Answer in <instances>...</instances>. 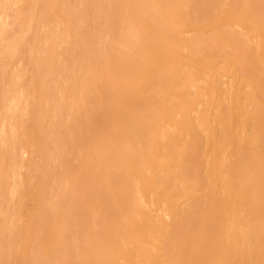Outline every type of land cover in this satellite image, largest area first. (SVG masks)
I'll use <instances>...</instances> for the list:
<instances>
[{
  "label": "bare ground",
  "instance_id": "obj_1",
  "mask_svg": "<svg viewBox=\"0 0 264 264\" xmlns=\"http://www.w3.org/2000/svg\"><path fill=\"white\" fill-rule=\"evenodd\" d=\"M13 1L14 3H20L22 0H0V18H4L1 17V11L8 9L7 5H11ZM66 1L67 0H24V5L21 4L20 8L22 9L19 12L22 14L20 17L18 15V27L25 28L30 22L38 24L37 27H43V36L42 31H40L41 35L39 32L31 35V40H33V42H31L32 44L28 48V51H24L22 49L23 47L20 46L26 42H24L22 37L20 39L15 38V41H7L9 42L7 45L4 40L6 34H4L5 32L3 31L5 29L3 21V28L0 26V74L5 75L9 80L10 76L8 73L14 69L12 63L17 60H19L18 62L22 61L24 63L22 65L23 67L26 65L30 69V77L28 74L29 81L26 80L27 83H23V74L21 75L20 73L21 76H16L21 82L19 81L18 83V80L14 81L13 85L16 84L15 86L17 87L21 85V89L19 88L21 91L18 90L17 87L10 85L13 83L11 81L12 83L9 82L10 84L5 86L6 88L3 90V93L0 94V125L6 120V117L9 116V114L5 115L6 111H10L12 115L15 114L18 116L19 120L16 121L13 128V130H15V136L23 143L35 147V150L45 149L48 143V134L54 133L53 141L54 139L57 141H55L56 143H58V141L59 143L64 141V144H55L58 147L59 145L65 146L64 148L60 146L57 150L60 152H58L60 160L58 161L62 162L63 160V164H59L62 166L61 170L62 172L64 171V174L70 171L72 167L69 161L71 158L68 159L69 154H73L75 149H84L81 160L82 168L76 171L75 178H73L74 180L72 179L73 181H70V188H66V192L63 193L64 196L61 197L60 195L59 200L62 198L61 201L56 198L59 196V192H55L54 189L52 190V184H49V186L47 181H45L49 172L56 178L58 174L57 170L54 168L59 164L54 165L56 164V162H54V167H52L53 172L50 168L43 171L44 168L42 167V169L39 170V172L41 171L42 173H39L38 169H40L42 165L40 168H35L34 166V168L30 170L32 172L36 170L39 176L41 175L39 177L40 179L37 177V186L35 185L36 187H34V194L37 196L35 200L37 199V201L34 204V210L32 209L34 216L30 215L31 217H29L33 223H31L29 227L27 226L22 233L20 228L21 225L17 221H12L13 224L7 237H5L3 233L6 225L2 226L0 223V264L2 263L3 255V257L11 255L14 257L17 256L18 253L15 252L18 249L17 246H22L19 241L33 245L34 243H31V241L35 239L38 240L37 238H39V240L36 242L40 246L38 249H41L40 254H42L43 257L41 258L43 262L40 264H75L77 261L75 253L77 246H74L76 238H73L72 241L74 235L73 230L75 236L78 235L81 230L83 231L86 226L83 219L87 218V216L82 218V214L85 216L87 212L85 208H82V205L80 206L78 204V201H87L89 203L94 201L96 204L98 203L97 208L95 207V211L93 210L92 218H94V220L96 219V223L98 219L99 223L97 225H100V227L103 226L100 229L98 228V231H96V229L94 234L91 233L92 235L87 236L89 238L91 236L89 239L90 242L86 241L87 243H85V239L82 240L85 244H90V246L86 245L88 249L85 248L84 251L83 249L81 250V247L79 248V251H83V254L86 252L85 254H87L83 264H143V261L147 260L155 264H172L170 263L172 260L173 262L176 261L174 258L168 261L166 257H160L158 261V254L156 255L151 248L145 246L147 239H153L155 236V238H157V234L163 233L164 231L168 233L170 239L175 238L174 247H178L177 253L174 254L177 259L176 264H264V44H260V46L255 49H251L250 47L243 48L242 46L243 52L246 50L247 58L242 55L244 56V61L238 62L237 67L239 69H236L241 71V73L238 71L235 80L241 84L237 83L238 87L235 88L234 86L235 90L232 89L233 91L230 90L232 86L226 84L228 81H221L218 77L216 78V76H214L215 74L209 75L205 73L206 70L210 69L209 67L213 65V63H211L213 62L211 61L212 56L218 54L220 58L226 56L225 49L222 48L226 46L229 47V44L233 42H239V36H237L236 39L235 35H243L241 31L247 27V24H251V26L253 25L259 29L264 28V0H201V2L200 0H120L123 2L122 4H127L126 6H128V9L124 10L123 8L126 7L122 6L124 12L122 11L123 14H120L121 9L119 10L118 8L119 6L121 7V4L116 2L120 4H117L118 7L116 11L117 13L119 12V15L114 13V16L112 13L111 16L113 15L114 18L109 25H112L110 26L113 28L112 31L114 33H117V28V30L127 29V32H125L126 36L128 35L127 38L125 35L122 36L124 40L126 38V40L128 39L129 41L125 40V44L127 43L126 45L122 44L120 41L125 49L121 47L119 43L116 44L120 46H116L113 41L109 42V39L108 42L104 41L103 43H100L99 39L96 40L97 42L93 40V30H97L102 21L107 22L106 20L109 17L110 19L112 18L110 14L108 16V12L111 13V11L116 10L111 0H72L73 6H71V10L68 9L69 6ZM112 6H114V9ZM190 6L194 8L193 11L189 10ZM110 8L113 10L108 11ZM26 9L28 10L30 19L26 14ZM9 10H11L10 7ZM5 12L7 11H4V13ZM4 13L2 16L6 14ZM8 15L10 14L8 13ZM36 15L37 17L35 18ZM212 20V23L225 21L235 23L238 30L232 27V24L228 25L226 22L225 23L230 28L224 29L221 27L222 25L220 27L223 29L214 28L215 35L212 34L214 45L211 47L209 46L210 48L208 47V50H204L203 48V46L206 47V45L201 46L198 41V43H196L198 38L191 37L187 39L181 37V32L184 33L185 29L193 33L195 29L198 30L205 27V22H211ZM245 20H249V22L246 24L241 23ZM87 21L90 22V25ZM73 23H80L83 26L86 23V26L89 25L87 30L89 29L88 31H92L91 34L84 31L85 29H82V25L81 27L79 26V29L78 27L73 28L74 26H71ZM61 24L69 28V30L71 28L70 35L72 40L70 39V35L66 33L67 28L64 27L66 31L61 29ZM115 25L118 27L116 28ZM58 26H60L59 34L60 30L62 33L65 32L67 34V36L65 34L64 37L61 34L62 39L64 38L65 40H62L57 33L56 29ZM210 30L212 31L211 28ZM112 31L111 33H113ZM187 31L185 33H187ZM209 33L212 32L209 31ZM119 34H121V32ZM95 35L96 33L94 36ZM262 35L263 34L259 36L261 37ZM122 36L120 35V38L123 41ZM114 37L115 36H113L112 39H114ZM10 38H12V36H10ZM67 38H69V40H67ZM139 38H145L147 42H139L134 46L135 40ZM39 39H46L47 41L44 45L41 44V46L43 45L42 48H40ZM142 39H140V41ZM217 39L222 42L226 41V45H222V48L219 47V49H217L218 45H220L219 41H216ZM246 40L248 41V39ZM262 40L264 41V39ZM4 41L5 44L3 43ZM215 42H218V44L216 45ZM183 45H185L187 49H191L190 56H188V54L185 56L180 52V48H184ZM19 46L21 47L20 49L18 48ZM126 46L130 47L129 51ZM133 46L135 48H133ZM132 49H136L137 52ZM23 51L25 53L27 52L25 54V56H27L26 59L23 57L24 54L21 55L24 53ZM215 51H217V53H214ZM15 53L18 54L16 56L21 55L19 56L21 58H16L14 56ZM60 55L63 57L65 56L64 62ZM203 56H206V58ZM22 57L24 59H22ZM3 59H5V61ZM61 61L66 67L67 62H75L73 64L78 63L77 70L79 71L80 69V74L77 72V75H75L76 73H71V76H69L71 82L69 86L65 88L58 81L60 73L62 74V72L60 70L56 71L57 69H61V66H59L62 64ZM184 62L188 64L192 62L197 72L192 74L193 70L190 69L182 73L181 70H183ZM190 64L188 67H192ZM16 65L20 66L18 64ZM127 65L128 67H126ZM102 66L106 67L108 73H104L105 75L103 77L100 71ZM21 68L22 67H20V69ZM227 69L229 68L227 67ZM69 71L72 72L71 70ZM199 71H201V74L196 76ZM19 72L21 71L19 70ZM41 72H45L46 76H43L44 74L42 75ZM202 73H205V76ZM239 75L245 77V79L243 80V77L241 79L238 78ZM54 76L56 81L52 78ZM14 78L15 77H12V79ZM50 79H52L53 84L51 83L52 81H50L51 84L49 83ZM181 81L183 83L186 82V84L181 86ZM233 83L231 84L234 85ZM66 90L70 91V93L72 92V95H70L71 98L69 97L70 99L68 101H66L68 98L65 100L57 98L59 96L55 93L56 91L57 93L59 91L65 93L64 91ZM18 91L20 92L18 93ZM15 93L17 95L22 93V96L19 98H23L24 102L21 104L20 100L17 99L19 102L14 106H10L12 102L7 103L8 96H13ZM14 98H18V96H14ZM53 105L57 107L54 106V108ZM8 106L9 108H7ZM70 106L73 108L72 113L70 112ZM67 107H69V111L66 110L68 109ZM44 108H47L46 110L52 112L54 116L53 120L51 119L53 122V125H51L52 127L49 125L45 126L43 123L44 114H49L45 113L46 110H44ZM17 109H20L21 113H15L14 111ZM63 112L65 113V117L61 116ZM69 112L70 115H67L68 117L66 118V114ZM221 112L225 114L223 120L226 126H230L223 128V132L225 133L224 136L227 137V141L233 143L234 147L237 146L242 149H229L225 154L223 153L224 156L219 151L220 149H203V151L199 149L207 160V162L203 163L199 156V151L197 149H187L186 142L180 143L182 140L179 141L178 138L196 134L195 126L197 123L199 126H206L205 130L208 136L207 144H210L213 148L212 141L220 142L219 138L213 140L212 136H214V133L216 134L217 117ZM212 121L215 122L214 126L211 125ZM47 122H50V118L49 121H46V124ZM193 122L195 124L194 126H192ZM165 124H169L172 129L171 132L167 129ZM221 124L223 125L224 123L222 122ZM239 127H241L242 130L246 129L249 131V133H247V140L244 141V144L248 147L251 145L250 148L245 147L242 142H240V144L237 143L238 141L236 142L234 140L233 136L236 135L234 129H239ZM69 132L71 133L70 138L66 135ZM169 132L175 134L172 135L171 141L175 142L176 145L180 144V147L179 145L178 147L181 149H165L170 148L167 143L171 138ZM4 133L3 130L0 131V135H4ZM24 136L26 137L24 138ZM63 136H66V138ZM161 136H163L164 139L168 138L167 142L163 139L165 142L162 143L163 141L159 140ZM1 139H3V137H1ZM14 139L11 138V140ZM20 141H17V143ZM5 143H3V145ZM64 149H67L66 152ZM28 151H30V149ZM44 151L45 150H43V152ZM0 152L2 151L0 150ZM4 153H6V151L2 152V154ZM49 153L51 154V152ZM36 154L37 153H35V155ZM27 155L29 156V154ZM174 155L178 156V162L176 160L177 163L174 162L175 160L173 162H171L172 160L169 161L172 158L174 159V157H171ZM179 155H182L183 158L185 157L186 160L183 159L185 162ZM4 156L6 155L4 154ZM21 156H23V154ZM36 156L38 157V155ZM1 157L3 158V155ZM47 157L48 160V154ZM6 158L7 157H5V160ZM8 158L9 161L12 162L11 165L13 163L26 162L25 157L23 160V157L21 158L10 154ZM30 158L31 157H27V164L30 163V161L28 163V159L30 160ZM54 158H56V155ZM179 158L181 161H179ZM50 159L49 162L52 161V158ZM31 161L33 162L32 159ZM41 161L42 160H40V164L42 163ZM35 163L33 164L35 165ZM165 163L175 165L174 167L171 165V170L173 168V171L167 170L165 168ZM14 164L12 166L14 167L15 173L16 165ZM2 165H5V163L3 164V161L0 160V168L3 170ZM9 165L10 164H8V166ZM47 166L49 167V165ZM89 167L101 170V173L103 171L102 178L94 175L95 173L93 172L94 174L91 175L93 178L86 179L87 170L91 171ZM174 168H178V173H176ZM185 168L190 169L189 174L191 176L182 173ZM25 169L28 168L25 166L24 170ZM156 170H159V172H155ZM7 171L9 170L7 169ZM7 171L5 170L4 173L2 172L3 175L6 174ZM18 171L16 173H20ZM20 171H22L21 167ZM30 171L29 173H31ZM36 171L33 173L35 174ZM160 171H163L166 176L165 178H173V180H177L176 183L182 186L189 183L191 185L199 183V188L193 187L194 190H203L201 194L199 193L200 195L191 193V199H196L199 203L195 200L197 205H194L195 202L189 200L190 203H194L186 204L189 210L186 209L187 212H185V209H183L184 213L182 214V219L177 220L178 222H175L173 227L161 215L156 217L153 216L151 210H149L152 209V207L150 206L151 208H149L148 206V208H146L147 206L144 207L142 205L144 202L140 201L146 193H151L149 187L153 186L155 182L154 177L160 173ZM14 173H12V178L13 175H15ZM163 173L161 174L162 176ZM182 174L183 177H181ZM24 175L26 176L25 172H21L23 180H21L20 184L17 183V185L20 186L22 184L23 188L26 185L27 188L29 184V188L30 185H33L34 181L29 182V176L27 178L25 177V179ZM18 176L20 175L18 174L16 177ZM33 176L32 178L34 179ZM53 176L52 180L54 179ZM8 178L3 177V179H7V181ZM20 178L17 179L20 180ZM49 178L50 176L48 179ZM58 178L60 179V177ZM50 180L51 179L48 181ZM191 180L194 182H190ZM10 181L12 184H16V181L14 183L11 179ZM68 182L66 185H68ZM45 183L52 190V193L51 191L49 192L52 196H49V194L48 196L52 198L55 197L54 199H57V201L47 199L48 196L45 192H47L49 188L46 190L44 187ZM2 184H0V191L3 196L4 190H1L3 189L1 186L4 187L8 185V183ZM55 184L57 186H55ZM55 184L52 186L57 187V191H59V183L57 184L55 181ZM136 184L137 186H135ZM16 186L14 187L15 190ZM156 186L154 185L153 187L156 189ZM133 187H135V191ZM31 188H33V186ZM14 189L12 187L13 195L16 194ZM81 189L82 193L77 194ZM159 191L166 192V189L164 187H159ZM10 192L11 191H9V194ZM29 192H31V190H29ZM54 192L58 193V195L54 194ZM18 193H20V196H18L21 197V194L24 195L25 192H17V194ZM156 193H158V190ZM177 198L181 200V196ZM45 199L47 201H45ZM170 199L173 202H178L175 198V200H173V197L168 198V201ZM21 201L25 200L22 199ZM32 202L34 203V201ZM23 203L25 202H21L17 207L19 208V205ZM181 203L178 204L181 205ZM176 204H174V206H176ZM92 206L93 204L91 207ZM13 207H15V205ZM62 209L65 210L63 211ZM2 210L3 209H1V211ZM17 210L18 209H16V212ZM60 210L62 213L59 212ZM162 210L165 211L164 209ZM105 213L106 215L103 217ZM102 217L104 220L101 222L100 220ZM80 221L84 222L83 225L85 226L81 225L82 223ZM35 222H37L39 230H36V226L34 227L35 229H32L33 231L36 230L35 232L37 235L33 233L31 229ZM77 222L84 228L76 230L77 227L80 228ZM103 222L106 224H103ZM170 227L173 229H170ZM18 229L22 237H19ZM85 232L87 234V231ZM81 234L82 232L78 238H80ZM84 246L82 248H84ZM28 250L30 251V249ZM28 250L24 252V256H26L23 258L31 264L36 263L38 260L35 258V253L31 257V251L29 252ZM20 258L23 259L22 257ZM77 263L79 264V262Z\"/></svg>",
  "mask_w": 264,
  "mask_h": 264
},
{
  "label": "rangeland",
  "instance_id": "obj_2",
  "mask_svg": "<svg viewBox=\"0 0 264 264\" xmlns=\"http://www.w3.org/2000/svg\"><path fill=\"white\" fill-rule=\"evenodd\" d=\"M73 1H76V0H73ZM121 1H123V0H121ZM120 0H111V2H113V4H114V6H112V8L114 7L116 10L115 11H111V13L110 12H108V16H109V14H110V16H111V14L113 13H117L116 11H117V4L118 3H120L121 4V7L119 6V10L121 9V13L120 14H123L122 13V6H125L126 8H123L124 10H126V9H128V6H126L127 4H122L123 2H121ZM194 1V0H193ZM197 1V0H196ZM195 1V2H196ZM23 2H24V0H22L20 3H18V2H16V3H14V1L13 2H11V5L10 4H8L7 5V8L8 9H5L4 11H9L8 13L10 14V15H8V13L7 12H5L4 13V11L2 12L1 11V13H2V15H3V13L5 14L4 16H2L1 15V17H4V18H0V26H2V21L4 22V24H3V26H4V34H6L5 35V37L6 38H4V40L6 41V44L8 45L9 44V42L12 40V41H15L16 39H20L21 37H22V39L24 40V44H26V45H24V44H21L20 46L21 47H23L22 49L24 50V51H28V48L30 47V45L32 44L31 42H33V40H31V35H33L34 33H36V32H39V34L41 35V32L40 31H42L43 30V27L42 26H39V27H37V25L38 24H36V23H34V22H30L29 24H27L26 26H25V28H20V27H18L19 25H18V20H19V17H20V15L22 14V13H19L20 11H21V9L22 8H20L21 7V4H23ZM69 2V3H68ZM116 2H118V3H116V5H115V3ZM200 2H201V0H200ZM231 2V1H230ZM12 3H13V5H12ZM66 3H67V5L69 6L68 7V9L69 10H71V6H73V2H72V0L70 1V0H67L66 1ZM191 3V2H190ZM120 4H118V5H120ZM19 5V6H18ZM24 5V4H23ZM133 5V4H132ZM29 6V5H28ZM192 6V5H191ZM190 6V8H189V10L191 11H193V7H191ZM9 7L11 8V10H9ZM14 7V8H13ZM13 8V9H12ZM18 8V9H17ZM113 8V9H114ZM28 9V8H27ZM26 9V14L28 15V17H29V19H30V15L28 14V10ZM113 9H109L108 11H110V10H113ZM16 10H18V11H16ZM12 11V12H11ZM15 11H16V13H15ZM195 11V10H194ZM11 12V13H10ZM124 12V11H123ZM115 14H114V16H115ZM118 15H119V12L117 13ZM13 15V16H12ZM15 15H16V17H15ZM18 15H19V17H18ZM10 16V17H9ZM6 17V18H5ZM37 17V15L35 16V18ZM112 18L110 19V17L106 20L107 22H105V21H102L101 22V24L98 26V29L97 30H93V32L90 30V31H88L87 30V28H88V26L90 25V22L89 21H87V22H89V25L88 26H86V23L84 24V26L82 25V24H80V23H73V25H71V26H74L73 28H75V27H78V29L81 27V25H82V29L84 30V31H86V32H89L90 34H91V32H92V34H93V40H97V39H99V41H100V43H103L104 41H107L108 42V39H109V42L110 41H113L115 44L116 43H119V44H124V45H126L125 44V42L126 41H129L128 39L126 40V38H127V36H126V33L125 32H127V29L126 30H123V29H120V27H119V29L120 30H117L118 28V26L117 25H115V27L117 28L116 29V31H117V33L119 34L120 32H121V34H117V33H114L113 31H112V29L113 28H111V26L109 25V23H111V21H112V19L114 18L113 17V15L111 16ZM9 18H12V19H9ZM13 21H14V23H13ZM108 21H110V22H108ZM105 22V23H104ZM213 22V20L210 22V21H207V22H205L204 23V26L205 27H203L202 29H195V31L193 32V31H191V32H193V33H190V31H187V29H185L184 30V33H182L181 32V37H183V38H193V37H195L196 39L198 38V40H196V43H200L201 44V46H203V45H206V47L205 46H203V48H204V50H208L212 45H214V41H212V37H213V35H215L214 34V28L215 29H228V28H230L228 25L230 24H232L233 26L232 27H234L236 30H238L237 29V26H235L236 24L235 23H231V22H217V23H212ZM238 22V21H237ZM236 22V23H237ZM247 22H249V20H245L244 22L242 21L241 23H247ZM13 23V24H12ZM16 23V24H15ZM100 23V22H99ZM209 23V24H208ZM11 24V25H10ZM14 24H15V26H14ZM208 25V26H206V25ZM239 24V23H238ZM9 25V26H8ZM62 26V30H65V28H67L66 26H63V24H61ZM76 25V26H75ZM213 25V26H212ZM219 27H218V26ZM222 25V26H221ZM239 25H241V24H239ZM238 25V26H239ZM3 26H2V28H3ZM80 26V27H79ZM211 26V27H210ZM223 27V28H221V27ZM227 26V27H226ZM247 27H245V29H243L242 31H241V33H243V35L242 34H238V35H235V37H236V39H237V36H239L238 37V39L240 40L239 42H237V43H235V42H233V43H231V44H229V47H221L222 45H226V41H223L224 42V44H223V42L222 41H220V40H216V41H219V44L220 45H218V48L217 49H219V47L220 48H222V49H225V55L226 56H224V57H218L219 56V54L218 55H213L212 56V58H211V61H213V62H211V61H209V62H211V63H213V65H211L209 68L211 69H207L206 70V72L205 73H208L209 75L211 74V75H213V74H215L214 76H216V78L218 77L221 81H224V82H226V81H228L226 84L227 85H231L232 87L230 88V90L231 91H233V90H235V88L236 87H238V84H241V83H239V82H237L236 80H235V77H237L236 75H238L237 73H238V62H242V61H244V56L246 57V50L243 52V48L244 47H250L251 49H255V48H257L258 46H260V44H264L263 42V40L262 39H264V28H256L255 26H251V24H247L246 25ZM65 27V28H64ZM84 27H86V28H84ZM59 28H60V26H58L57 27V33L59 34ZM107 28V29H106ZM210 28L212 29V31L210 30ZM248 28V29H247ZM9 29V30H8ZM26 29V30H25ZM92 29V28H91ZM204 29V30H203ZM254 29V30H253ZM256 29V30H255ZM262 29V30H261ZM8 30V31H7ZM28 30V31H27ZM35 30H37V31H35ZM67 30V31H66ZM65 31H66V33H68L69 35L71 34V32H70V30H71V28H70V30H69V28H67ZM99 30V31H98ZM189 30V29H188ZM210 32H212V33H209V31ZM261 30V31H260ZM2 31V30H1ZM7 31V32H6ZM10 31V32H9ZM34 31V32H33ZM73 31V30H72ZM111 31L113 32V33H111ZM115 31V32H116ZM122 31H123V33H122ZM187 31V33H185ZM204 31H207V32H204ZM32 32V33H31ZM200 32V33H199ZM249 32V33H248ZM259 32H260V34H259ZM12 33V34H11ZM65 32H63L62 33V31L60 30V34H59V36L61 37V39H62V36H61V34L63 35V37L65 36V34H66ZM96 33V35L94 36V34ZM125 33V34H124ZM205 33V34H204ZM8 34V35H7ZM9 34H10V36H12V38H10V36H9ZM114 34V35H113ZM116 34V35H115ZM213 34V35H212ZM261 34H263L261 37L259 36V35H261ZM29 35V36H28ZM118 35V36H117ZM120 35L122 36V35H125V40H124V38H123V36H122V38H123V41H122V39L120 38ZM191 35V36H190ZM212 35V36H211ZM42 36H43V31H42ZM66 36H67V34H66ZM98 36V37H97ZM113 36H115L114 37V39H112L113 38ZM207 36V37H206ZM246 36V37H245ZM4 37V36H3ZM24 37V38H23ZM30 37V38H29ZM70 37H71V35H70ZM109 37V38H108ZM254 37V38H253ZM9 38H10V40H9ZM16 38V39H15ZM207 38V39H206ZM252 38V39H251ZM258 38V39H257ZM64 39V38H63ZM62 39V40H63ZM71 40H72V37L70 38ZM102 39V40H101ZM140 39H142V38H139V39H136L135 40V43H134V46L135 45H137L136 43H139V42H144V43H146L147 41H146V39L145 38H143L141 41H140ZM246 39H248V41L246 40ZM254 39H257V40H254ZM65 40V39H64ZM67 40H69V38H67ZM116 40V41H115ZM254 40V41H253ZM5 41L3 42L4 44H5ZM7 41H9V42H7ZM120 41H121V43H120ZM198 41V42H197ZM257 41V42H256ZM259 41V42H258ZM39 45H40V48H42L43 47V45L45 44V43H47V41H46V39H39ZM97 42V41H96ZM209 42V43H208ZM256 42V43H255ZM13 43V42H12ZM30 43V44H29ZM216 43V45L218 44V42H215ZM250 43V44H249ZM41 44H43L42 46H41ZM117 45L116 44V46H120V45ZM121 44V47H123L124 49H125V47L123 46ZM235 44V45H234ZM238 44H239V46H238ZM24 45V46H23ZM38 45V46H39ZM18 47L19 49L21 48V47ZM128 46V45H127ZM126 46V48H128V51H129V49H130V47H127ZM133 46V48H135ZM184 46V48H180V52L183 54V55H185V56H187V54H188V56H190L191 55V49H187V47L185 46V45H183ZM182 46V47H183ZM210 46V47H209ZM234 46H235V49H234ZM242 46H243V48H242ZM1 47V46H0ZM27 47V48H26ZM209 47V48H208ZM216 47V46H215ZM21 49V50H22ZM132 50H134V49H132ZM190 50V51H189ZM221 50V49H220ZM23 51V52H24ZM134 51H136L137 52V50L135 49ZM133 51V52H134ZM219 51V50H218ZM233 51V52H232ZM235 52V53H234ZM239 52H241V53H239ZM243 52V53H242ZM27 53V52H26ZM25 52L24 53H22L21 55H23V57L26 59L27 58V56H25V54H26ZM129 53V52H128ZM214 53H217V51H215ZM219 53H220V51H219ZM237 53V54H236ZM240 55H239V54ZM58 54V53H57ZM16 55H18L17 53H15L14 54V56L16 57V58H18L19 56H21V55H19V56H16ZM59 55V54H58ZM204 55H205V53H204ZM227 55H228V57H227ZM231 55V56H230ZM242 55H244V56H242ZM201 56V55H200ZM14 57V58H15ZM22 57V59H24ZM60 57H62V60H63V62H64V58H65V56L63 57L62 55H60ZM203 57H205L206 58V56H203ZM238 57V58H237ZM15 58V59H16ZM19 58H21V57H19ZM227 58V59H226ZM233 58V59H232ZM247 58V57H246ZM245 58V59H246ZM61 59V58H60ZM235 59H237V60H235ZM240 59V60H239ZM4 61H5V59H3ZM2 60V61H3ZM12 60H13V58H12ZM239 60V61H238ZM3 61V62H4ZM19 60H17V61H14V63H12L13 65H14V69L13 68H11V69H13V70H11V72L10 73H8L9 74V80H8V78H6L5 77V75H3V74H0V94H2L3 93V90L6 88L5 86H7L8 84H10V83H12V84H10V85H13L14 84V81H17L18 83H19V81L21 82V80H19V79H17L16 78V76H21L22 74V80H23V83L24 82H26L27 83V81L26 80H28L29 79V77H30V69L25 65V67H23L22 65L24 64L22 61L21 62H18ZM216 61H218V62H216ZM229 61H231V62H229ZM247 61V60H246ZM18 62V63H17ZM62 62V61H61ZM63 62H62V64H60L59 66H61L60 68L61 69H57L56 71H61L62 72V74L60 73V78L58 79V81L61 83V85H63V87L65 88V87H68L69 86V84H70V77L69 76H71V73L72 74H75L76 72L77 73H79L80 74V69H79V71L77 70V65H78V63L77 64H73V63H75V62H67V67L63 64ZM215 62V63H214ZM226 62V63H225ZM191 63V64H190ZM189 64H190V66L192 65V67H188V63H186V62H184V67H183V70H181V72L183 73V71L185 72V70L187 71V70H193L192 71V74L194 73H196L197 71H195V66L193 65V63L192 62H190ZM219 63V64H218ZM231 63V64H230ZM16 64H18V65H20V66H17ZM68 64H69V66H68ZM71 64V65H70ZM73 64V65H72ZM215 64V65H214ZM10 65H11V63H10ZM229 65V66H228ZM20 67H22V68H24V69H20ZM72 67H74V68H72ZM126 67H128V65L126 66ZM214 67H215V69H214ZM220 67V68H219ZM227 67L229 68V69H227ZM66 68H68V69H66ZM70 68V69H69ZM72 68V69H71ZM218 68V69H217ZM224 68V69H223ZM236 68H238V69H236ZM21 71V72H19V70ZM64 69H66V70H64ZM101 70V73L103 74L102 75V77L105 75V74H108L107 73V70H106V67L105 66H102L101 68H100ZM213 69V70H212ZM217 69V70H216ZM227 69V70H226ZM29 70V71H28ZM69 70H71L72 72H70ZM118 70V69H117ZM226 70V71H225ZM231 72H230V71ZM6 71V70H5ZM75 71V72H74ZM195 71V72H194ZM15 72H18V73H15ZM116 72H118V71H116ZM234 74H233V73ZM13 73H15V74H13ZM20 73H21V75H20ZM42 73V72H41ZM65 73H66V75H65ZM77 73L75 74V75H77ZM105 73V74H104ZM182 73H181V75H182ZM205 73H202V74H204V76H205ZM239 73H241V71H239ZM28 74H29V77H28ZM44 74V75H43ZM199 74H201V71H199L197 74H196V76H198ZM42 75L43 76H46V73L44 72V73H42ZM186 75V74H185ZM187 76H188V74H187ZM12 77H15L14 79H12ZM57 77V76H56ZM243 76H240L239 75V77L238 78H242ZM53 78V80L55 79V76L54 77H52ZM64 78V79H63ZM66 78V79H65ZM184 78V77H183ZM196 78V77H195ZM197 78H199V77H197ZM64 80V82H63V80ZM243 80L245 79V77H243L242 78ZM61 80H62V82H61ZM12 81V82H11ZM29 81V80H28ZM45 81H47V80H45ZM50 81H52V79H50L49 80V83H50ZM55 81H56V79H55ZM10 82V83H9ZM69 82V83H68ZM234 82V83H233ZM16 83V82H15ZM18 83H17V85H18ZM25 83V84H26ZM30 83V82H29ZM52 84H53V81L51 82ZM50 83V84H51ZM58 83V82H57ZM59 83V84H60ZM63 83V84H62ZM229 83V84H228ZM231 83H233L234 85H232ZM238 83V84H237ZM184 84H186V82L185 83H183L182 81H181V86H183ZM16 85V84H15ZM15 85H13V86H15ZM65 85V86H64ZM234 86H235V88H234ZM15 87H17V86H15ZM18 88V90H20L21 89V85H20V87L18 86L17 87ZM20 88V89H19ZM71 89V88H70ZM233 89V90H232ZM21 91V90H20ZM20 91H18V93L20 92ZM63 92V91H62ZM65 93H61L60 91L57 93V91L55 92L59 97H57V98H59L60 100L61 99H67L66 101H68L71 97H70V95H72L71 93H70V91H64ZM17 93V92H16ZM14 94L13 96H8V99H7V103H11L10 104V106H14V105H16L19 101L18 100H20V103L22 104L24 101H23V98L22 99H20L19 97H21L22 96V93H20V95H17V94ZM61 94V95H60ZM64 94H65V96H66V98H65V96H64ZM69 95V96H68ZM14 96L15 97H17L18 96V98H14ZM68 96V97H67ZM62 97H64V98H62ZM70 97V98H69ZM14 101H13V100ZM18 99V100H17ZM55 105H53V107H54ZM55 107H57V106H55ZM54 107V108H55ZM7 108H9V106L7 107ZM68 109H66L67 111H69V107H67ZM70 108H71V106H70ZM47 108H44V110H46ZM66 110H64L65 112H67ZM72 110H73V108H71L70 109V112L72 113ZM15 113H19L20 112V109H17L16 111H14ZM70 112L69 113H67L66 114V118L70 115ZM21 113V112H20ZM45 113L47 114V113H49V114H47V115H45L44 114V118H43V123H44V125L45 126H50V127H52L51 125H53V122H52V120H53V118H54V116H53V114H52V112H48V110H46L45 111ZM9 114V116L8 117H6V120L4 121V122H2V124L0 125V131L1 130H3L5 133H4V135L2 136V135H0V139H1V137H3V139H1L0 140V150L2 151V152H4V151H6V153H4L6 156H4V154H2V152H0V160L1 161H3V164L5 163V165H2V167H3V170H2V168H0V174H1V177H0V179H3V177L5 178V177H9L8 178V181H7V179H3V180H0V184H5V183H8V185H5L4 187L3 186H1V188H3V189H1V190H4L3 191V196H2V192L0 193L1 194V196H0V205H1V209H3L2 211H1V209H0V223H1V225L2 226H5L4 228V231H3V233H4V235H5V237H7L8 236V233H9V230H10V228H11V226H12V224H13V222H15V221H17L20 225H21V232L23 233V230L24 229H26V227L28 226H30L31 225V223H33V222H31V218H29V217H31V216H34V214H33V211H32V209L34 210V204H35V202L37 201V199L35 200V198H37V196H36V194H34V191H35V188L34 187H36L37 185V182H38V180H37V177H38V179H40L39 177L41 176H39V174L37 173V171L36 170H33V172L34 171H36V173L34 174L32 171H30V170H32V168H34V166H35V168H40V166H41V168L40 169H38V172H39V170H41L42 169V167L44 168L43 169V171H46L45 169H49L50 168V170L52 171L53 170V168L52 167H54V165H57V164H59V163H61V165L63 164V160H62V162H59L60 160H59V151H57L58 150V148H60V146H62V145H59V147L58 146H56L55 144H57L58 145V143H59V141H58V143H56L57 141L54 139V141H53V138H54V133L52 134V133H50V134H52V135H50V134H48V136H47V139H48V143H47V145H46V148L45 149H42V150H35V147H31L30 145H28V144H25V143H23L22 141H20L16 136H15V130H13V128H14V124L16 123V121H18L19 119V117L18 116H16L14 113V115H12V113L10 112V111H6L5 112V115H8ZM64 112H63V115H61V116H63V117H65L64 116ZM21 115V114H20ZM68 115V116H67ZM48 116V117H47ZM225 116V114L223 113V112H221L220 113V115H218V117H217V127H216V134H217V136H216V134L214 133L213 135L214 136H212V139L214 140V139H216L217 140V138H219V143L216 141H212L213 142V148H212V146L209 144H207V140H208V136H207V133H206V130H205V127L206 126H204V127H202V126H199L197 123H196V126H195V133L196 134H191V135H187V136H185V137H180V138H178V140L180 141V140H182L180 143H182V142H186V145H187V149H197L198 151H199V156H200V158L202 159L201 161L203 162V163H205V162H207V160L205 159V157H204V155L202 154V151H203V149H220L219 151L221 152V154L224 156V154L226 153V151L227 150H232V149H242V148H239V147H234V145H233V143L232 142H230V141H227V137L226 136H224L225 135V133L223 132L224 130H223V128H226V127H230L229 125H227L226 126V124H225V122H224V120H223V118H225L224 117ZM24 117H25V119H26V116L24 115ZM52 117V118H51ZM47 118V119H46ZM49 118H50V122H47V124H46V121L48 120L49 121ZM46 119V120H45ZM52 119V120H51ZM57 119V118H56ZM215 120V119H214ZM224 123L223 125L221 124V123ZM195 124H194V122H193V124H192V126H194ZM211 125H215V122L214 121H212V123H211ZM165 126H167V129H169V131L171 132V127L169 126V124H165ZM49 130H51V129H49ZM169 132V133H170ZM234 132H235V136H233L234 137V140L237 142V143H240V142H242V144L245 146V147H247V148H250V146L248 147L247 145H245L244 144V141L245 140H247V133H249V131L248 130H246V129H243L242 130V128L241 127H239V129L237 128V129H234ZM174 133V132H173ZM11 135V136H10ZM12 135H13V137H12ZM49 135H50V137H49ZM67 136H69V138L71 137V133L69 132L68 134H66ZM170 140H168V138L167 139H164V137L163 136H161V138H159V140H162L163 142L162 143H164L165 141L167 142V140H168V145H169V147L170 148H165V149H181V148H179L180 147V144H177L176 145V143L175 142H172L171 140H172V135H175V134H172V133H170ZM242 135V136H241ZM9 138H8V137ZM179 136V135H178ZM26 136H24V138H25ZM63 137H65L66 138V136H63ZM160 137V136H159ZM163 137V138H162ZM5 138H7V139H5ZM11 138L12 139H14V140H11ZM182 138V139H181ZM192 138V139H191ZM244 138V139H243ZM165 141H164V140ZM243 139V140H242ZM6 140H8V141H6ZM240 140V141H239ZM14 143H12V142ZM17 141H20V142H18L17 143ZM56 141V142H55ZM169 141H171V142H169ZM6 142V143H5ZM10 142V143H9ZM236 142H234V143H236ZM1 143H2V145H1ZM3 143H5L4 145H3ZM63 144H64V141L62 142ZM62 143H59V144H62ZM167 143H166V145H167ZM174 143H175V145H174ZM227 143V144H226ZM9 144V145H8ZM12 146H11V145ZM171 144V145H170ZM241 144V143H240ZM23 145H25V146H23V149H22V146ZM50 145V146H49ZM178 145H179V147H178ZM3 146V147H2ZM30 146V147H29ZM217 146V147H216ZM7 149H6V148ZM65 146H62V148H64ZM9 148V149H8ZM11 148V149H10ZM13 148H14V150L15 149H17V150H13ZM246 148V149H247ZM30 149V151H28V150ZM34 149V150H33ZM52 149V150H51ZM55 149V150H54ZM199 149H202V151L201 150H199ZM12 150H13V152H12ZM24 150V151H23ZM33 150V151H32ZM43 150H45L44 152H43ZM51 150V151H50ZM65 150V152H66V150L67 149H64ZM83 150L84 149H75L74 150V153L73 154H69V158L68 159H70L71 158V160H69L71 163V166L73 167H71L70 168V171H67V172H65V174H64V171L62 172V170H61V168H62V166H60V164L59 165H57L54 169L55 170H57V176H56V178H55V176H53L52 174H50V172H49V175H48V177L50 176V178L49 179H51L52 180V176H53V180L51 181H48L49 179H48V177H46V179H45V181H47V184L49 185V184H55V181L57 182V184H58V188H60V190L59 191H57V187H55V186H57L56 184H55V186L53 187L52 185H51V188H52V190L54 189L55 190V192H59V196L58 197H56L58 200H59V197H60V195H61V197L62 196H64L63 195V193L64 192H66V188H70V184H71V182L70 181H73L74 179L73 178H75V174H76V171L77 170H80L81 168H82V162H81V160H82V156H83V154H82V152H83ZM197 150H195V151H197ZM19 151V152H18ZM22 151H23V153H22ZM26 151V152H25ZM34 152V153H32V152ZM197 151V152H198ZM15 152H17V153H15ZM24 152H25V154H24ZM28 152V153H27ZM30 152V153H29ZM46 152V153H45ZM49 152H51V154L49 153ZM59 152V153H58ZM23 154V156H21L22 154ZM32 153V154H31ZM35 153H37L36 155H38V157L35 155ZM39 153V154H38ZM53 153V154H52ZM57 153H58V155H57ZM81 153V154H80ZM224 153V154H223ZM10 156V154L11 155H16V156H18V157H23V160H24V157H25V160H26V162H27V157L29 158V157H31L30 158V160L28 159V163H29V161H30V163L29 164H27L26 162H24V163H17L20 167H21V170L22 171H20V167L17 165V164H14V165H16V167H15V171L17 172L18 170V172H20V173H14V167L11 165V161H9V156ZM27 154H29V156L27 155ZM47 154H48V156H49V159L47 160ZM50 154V155H49ZM3 155V158L1 157ZM20 155V156H19ZM31 155V156H30ZM32 155H34V156H32ZM55 155H56V158H54L55 157ZM73 155V156H72ZM27 156V157H26ZM42 156V157H41ZM43 156H44V158H43ZM53 156V157H52ZM79 156V157H78ZM5 157H7L8 158V160H7V158H6V160H5ZM57 157H58V159H57ZM171 157H174V159L172 158V159H170L169 161H171V162H173L174 160V162L175 163H177L178 162V156H176V155H174V156H171ZM179 157H181V159L183 160V159H185V157L183 158V156L182 155H179ZM41 158V159H40ZM50 158H52V161H50L49 162V160H51ZM31 159L33 160V162L31 161ZM54 159H56V160H54ZM40 160H42L41 162V164H40ZM59 160V161H58ZM176 160H177V162H176ZM186 160V159H185ZM206 160V161H205ZM37 161V162H36ZM58 161V162H57ZM179 161H181L180 160V158H179ZM184 161V160H183ZM10 162V163H9ZM36 162V163H35ZM48 162V163H47ZM54 162H56V164H54ZM185 162V161H184ZM33 163H35V165L33 164ZM47 163V164H46ZM181 163V162H180ZM8 164H10L9 166H8ZM27 164V165H26ZM33 164V165H32ZM40 164V165H39ZM52 164V165H51ZM54 164V165H53ZM81 164V165H80ZM36 165H37V167H36ZM38 165H39V167H38ZM47 165H49V167L47 166ZM74 165V166H73ZM166 165H167V167H166ZM168 165H170V164H168V163H165V168L167 169V170H169V171H173V168H172V170H171V167L173 166H175V165H170V166H168ZM5 166H6V168H5ZM24 166V167H23ZM25 166H26V168H28V169H25L24 170V168H25ZM28 166V167H27ZM45 166H47V167H45ZM79 166H80V168H79ZM189 166V165H188ZM19 167V168H18ZM23 167V168H22ZM29 167H30V169H29ZM168 167H170V168H168ZM5 168V169H4ZM90 168H91V171H88L87 170V175L85 176V178L86 179H90V178H93V176L91 177V175L92 174H94V175H97V176H100V178H102V176H103V171H102V173H101V170H98V169H95V168H93V167H89V170H90ZM7 169L9 170V171H7ZM13 169V170H12ZM18 169V170H17ZM95 169V170H94ZM5 170L7 171V172H10V173H7L6 172V174H4L3 175V173L5 172ZM27 170V171H26ZM50 170H47V171H50ZM174 170L176 171V173H178V168L176 169V168H174ZM13 171V172H12ZM25 172V174H26V176L24 175V178L26 177H28L29 176V182L31 181H34V183H33V188H31L32 186L30 185V187L28 188V186H29V184L27 185V188H26V185L24 186V188L22 187V184L19 186V185H17V183L18 184H20L21 183V180H23V176H21V172ZM29 171L31 172V173H29ZM61 171V172H60ZM3 172V173H2ZM53 172V171H52ZM88 172H90V173H88ZM92 172V173H91ZM94 172V173H93ZM155 172H159V170L157 171H155ZM12 173H14L15 175L17 174H19L20 176H18V177H16L15 175H13V178H14V180H13V178L11 177L12 176ZM39 173H42L41 171L39 172ZM97 173V174H96ZM163 173V171H160V173H158L154 178L156 179H154V183H153V186L155 185H157L156 186V189L158 190V193H156L157 192V190L153 187V186H151V187H149V191H151V193L150 194H148V193H146V195L144 196V197H142L141 199H140V201H142V202H144V203H142V205L145 207V206H147L146 208H148V206H149V208H151L152 207V209H149V210H151V214L153 215V216H162L163 218H165V220L166 221H168L171 225H172V227H173V225H175L174 223L175 222H178L177 220H181L182 219V214L184 213V210L183 209H185V212H187L186 211V209H188V206L186 205L187 203L188 204H193L194 202H195V200L194 199H191V196H192V194L191 193H195V194H197V195H200L202 192H203V190H201V191H198L199 189H195L194 190V188H199V183H197V184H194V183H192V184H194V185H191L190 183L189 184H187V185H185V186H182V185H180V184H178V183H176L177 182V180L175 181V179L173 180V178H170V177H167V178H165L166 176H165V174L163 173V176L161 175ZM182 173L183 174H185V175H188V176H191L189 173H190V169L188 168H185V170H183L182 171ZM9 174V175H8ZM24 174V173H23ZM28 174V175H27ZM30 174V175H29ZM31 174H32V176L34 177V179L32 178V176H31ZM69 174V175H68ZM183 174H182V176L181 177H183ZM52 175V176H51ZM89 175V176H88ZM3 176V177H2ZM21 177V178H20ZM33 179H31V178ZM58 177H60V179L58 178ZM68 177V178H67ZM16 178V179H15ZM20 178V180H18V179ZM25 178V179H26ZM35 178H36V180H35ZM97 178H99V177H97ZM99 178V179H100ZM191 179H193L192 177H190ZM205 178V177H204ZM10 179L12 180V182L14 183L15 181V185L14 184H12L11 183V181H10ZM64 179V180H63ZM68 179V180H67ZM73 179V180H72ZM5 180H6V182H5ZM60 180V181H59ZM173 180V181H172ZM193 180H195V179H193ZM3 181V182H2ZM20 181V182H19ZM54 181V182H53ZM69 181V182H68ZM159 181H160V185H159ZM53 182V183H52ZM68 182V185H66V183ZM190 182H194V181H190ZM157 183V184H156ZM2 184V185H3ZM14 185V186H12V185ZM31 184V183H30ZM138 184V183H137ZM137 184L135 185V186H137ZM17 185V186H16ZM36 185V186H35ZM48 185H46V183H45V185H44V187L46 188V190H47V188H49V190H47V192H45L46 194H47V196H48V194H49V196L51 195V193H52V190L50 189V187H48ZM163 185V186H162ZM16 186V190L14 189V187ZM50 186V185H49ZM64 186V187H63ZM67 186V187H66ZM69 186V187H68ZM214 186V185H213ZM8 187V188H7ZM12 187H13V189L15 190V193L16 194H12L13 193V190H12ZM21 187H22V189H21ZM159 187H164L165 189H166V192H164V191H159ZM194 187V188H193ZM7 188V189H6ZM19 188V189H18ZM56 188V189H55ZM62 188V189H61ZM65 188V189H64ZM135 187H133V189H134ZM172 188V189H171ZM10 189V190H9ZM28 191H27V190ZM33 189V190H32ZM64 189V190H63ZM153 189H154V191H153ZM178 189H179V191H178ZM20 190V191H19ZM25 190V191H24ZM29 190H31V192H29ZM68 190V189H67ZM172 190V191H171ZM9 191H11L10 192V194H9ZM29 193H27V192ZM51 191V193H49ZM134 191H135V189H134ZM17 192H21V193H23V192H25L24 193V195L23 194H21V197H19L20 196V193H18L17 194ZM54 192V194H56V195H58V193H55ZM154 192V193H153ZM187 192V193H186ZM78 193H82V189L79 191V192H77V194ZM153 193V194H152ZM200 193V194H199ZM27 194V195H26ZM34 194V195H33ZM158 195V196H155V195ZM160 194V195H159ZM163 194V195H162ZM170 194H174V195H176V196H172V195H170ZM182 194V195H181ZM19 197H17V196ZM55 195V196H56ZM171 196V197H173V200H175L176 199V201H178V202H173L171 199V201L169 200L168 201V198H171V197H169V196ZM194 195V194H193ZM16 197V198H14V197ZM23 196V197H22ZM44 196H46V195H44ZM47 197V199H53V200H55L54 198H52V197ZM52 196V195H51ZM54 196V195H53ZM181 196V200H178V198L177 197H180ZM13 197V198H12ZM30 197V198H29ZM65 197H66V195H65ZM150 197V198H149ZM153 197H155V198H153ZM157 197V198H156ZM168 197V198H167ZM183 197V198H182ZM18 198V199H17ZM34 198V199H33ZM160 198V199H159ZM164 198H165V200H164ZM175 198V199H174ZM4 199V200H3ZM25 200V201H21V200ZM33 199V200H32ZM57 199L55 200V201H57ZM144 201H143V200ZM149 199V200H148ZM159 199V200H158ZM167 199V200H166ZM62 200V198H60V200L59 201H61ZM189 200H191V201H194V202H191L190 203V201ZM4 201V202H3ZM9 201V202H8ZM14 201H16V202H14ZM32 201H34V203L32 202ZM45 201H47L46 199H45ZM58 201V202H59ZM139 201V202H140ZM154 201V202H153ZM157 201H158V203H157ZM180 201V202H179ZM185 201H188V202H185ZM21 202H25V203H23V204H25V205H19V208L17 207L18 206V204H21ZM91 202V201H90ZM94 201H92L91 203H89V202H87V201H82V202H80V201H78V204L81 206H83L82 208L84 209L85 208V211L87 212L86 214H85V216H84V214H82V218H84V217H86L87 216V218L85 219H83L84 220V222L86 223L85 225H83L84 224V222H82V221H80L82 224L81 225H83V226H85V229L82 231H80V233L82 232V234H83V236H82V234H81V236H82V238H81V236H80V238H78L79 237V235H80V233L78 234V235H76L75 236V233H74V230H73V237H72V241H73V238H76L75 239V244H74V242H73V244H74V246H77L76 247V259H77V261H76V263L77 262H79V264H83L85 261L84 260H86L85 258L87 257V254H85L86 252H84V254H83V251L85 250V248L86 249H88L87 248V246L89 245L90 246V244L88 243V245L87 244H85V243H87L86 241H88V242H90V238H91V236H90V238L89 237H87L88 235H92V234H94V232H96V231H98L100 228H102V227H100V225H97L98 223H99V220L97 219V223H96V219L94 220V218H92L93 216V212L95 211V207L97 208V204H96V202H94ZM146 202H148V203H146ZM156 202V203H155ZM182 202V203H181ZM196 202H198L199 203V201H197L196 200ZM195 202V203H196ZM201 202V201H200ZM84 203V204H83ZM167 203V204H166ZM168 203H172L171 205L170 204H168ZM177 203V204H176ZM178 203H181V205L180 204H178ZM194 203V205H197V203L195 204ZM6 204H7V206H9V204H10V206L9 207H7L6 206ZM86 204V205H85ZM93 204V206L91 207V205ZM164 204V205H163ZM174 204H176V206H174ZM3 205H5V206H3ZM15 205V207H13ZM157 205V206H156ZM186 205V206H185ZM99 206V205H98ZM151 206V207H150ZM159 206V207H158ZM161 206H162V208H161ZM172 206V207H171ZM5 207V208H4ZM24 207V208H23ZM186 207V208H185ZM26 208V209H25ZM94 208V209H93ZM99 208V207H98ZM102 208V207H101ZM156 208H158V209H156ZM12 209V210H11ZM16 209H18L17 210V212H16ZM25 209V210H24ZM91 209V210H90ZM156 209V210H155ZM161 209V210H160ZM162 209H164L165 211H163ZM6 211V213H5V211ZM15 210V211H14ZM63 211L65 210V209H62ZM88 210V211H87ZM94 210V211H93ZM102 210V209H101ZM160 210V212L158 213V211ZM177 210V211H176ZM189 210V209H188ZM24 211H25V213H24ZM27 211V212H26ZM155 211H156V213H155ZM169 211V212H168ZM23 214H22V213ZM59 212H61V210L59 211ZM106 212V211H105ZM178 212V213H177ZM6 215H4V214ZM18 213V214H17ZM21 213V214H20ZM31 213V214H30ZM62 213V212H61ZM169 213V214H168ZM180 213V214H179ZM8 214H11V215H8ZM14 214V215H13ZM24 214H25V216H24ZM60 214V213H59ZM95 214V213H94ZM164 214V215H163ZM21 215V216H20ZM31 215V216H30ZM106 215V213L103 215V217ZM177 215V216H176ZM12 216H14V217H12ZM16 216H18V217H16ZM24 216V217H23ZM67 216V215H66ZM165 216V217H164ZM180 216V217H179ZM7 217V218H6ZM21 217V218H20ZM27 217H28V220H27ZM91 217V218H90ZM102 217V219L100 220L101 222L104 220V218ZM19 218H20V221H19ZM81 218V219H82ZM30 219V220H29ZM93 219V220H92ZM26 220V221H25ZM13 221V222H12ZM30 221V222H29ZM92 221H93V223H92ZM10 222V223H9ZM27 222V223H26ZM101 222H100V224H101ZM26 224H28V225H26ZM103 224H106V223H104L103 222ZM77 225H79L80 226V228H76V230L77 229H83L84 227H81V225L77 222ZM76 225V226H77ZM36 226V227H35ZM36 228V230L38 229V224H37V222H35L33 225H32V227H31V229L32 228ZM19 228V229H20ZM34 228V229H35ZM99 228V229H98ZM18 229V231H19V237H22L21 236V232H20V230ZM75 229V228H74ZM97 229V230H96ZM170 229H173V228H171L170 227ZM35 230V231H36ZM39 230V229H38ZM96 230V231H95ZM32 231H33V229H32ZM35 231H33V233H35L36 235H37V233L35 232ZM85 231H87V234H86V232ZM76 232V231H75ZM163 232V231H162ZM164 232H165V234H164ZM163 233H158L157 234V238H149V239H147V241H146V243H145V246L147 247L148 246V248H151V250H153V253H155L156 255L158 254V258H157V260L159 261V259H160V257H166V259L169 261H171L173 258L176 260H174L175 262H173V260L170 262V263H172V264H176L177 263V259H176V257L174 256V254H176L177 253V251H178V247H174V239H170L169 238V235H168V233L166 232V231H164ZM92 233V234H91ZM173 233V232H172ZM39 234V233H38ZM163 234V235H162ZM70 235V234H69ZM16 236V235H15ZM36 237H38V236H36ZM69 237V236H68ZM162 237V238H161ZM38 240H39V238H37ZM78 239V240H77ZM83 239H85L84 241H85V243L82 241ZM150 239H152V240H150ZM38 240H34V241H31V243H34L33 245L32 244H30V243H25V242H21V241H19V243L23 246H21V247H19V246H17L18 247V249L15 251L16 253H18L17 254V256L16 257H14V256H5V257H3L2 256V263L1 264H31V263H29V262H27V261H25V259L23 258V257H25L24 256V252H26V250H28V249H30V253H31V257H32V255H34V253H35V258H37V264H40V263H42L43 262V260L41 259V258H43L42 257V254H40V250L38 249L40 246H39V244L36 242V241H38ZM170 240V241H169ZM77 241V242H76ZM85 244V246H84V244ZM17 243H18V241H17ZM37 244V246H36V244ZM19 244V245H20ZM26 244V245H25ZM80 244H81V246H80ZM172 244V245H171ZM35 245V246H34ZM25 246V247H24ZM84 246V248H82ZM160 246V247H159ZM81 247V250L83 249V251H79V248ZM171 249H170V248ZM25 248H27V249H25ZM33 248H34V252H33ZM159 248V249H158ZM162 248V249H161ZM177 248V249H176ZM78 249V250H77ZM174 249V250H173ZM36 250H39V251H36ZM160 250V251H159ZM163 252H162V251ZM173 251V252H171V251ZM36 251V252H35ZM78 251H79V253H78ZM81 252V253H80ZM37 253V254H36ZM172 253V254H171ZM22 254V255H21ZM81 254V255H80ZM79 255V256H78ZM79 258H78V257ZM20 257H22L23 259H21ZM30 257V258H31ZM81 257V258H80ZM82 257H83V260H82ZM20 258V259H19ZM6 259H8V260H6ZM32 259V258H31ZM6 260V261H5ZM150 260H147V261H143V264H149L150 262H149ZM19 262V263H18ZM146 262V263H145ZM149 262V263H148ZM36 263H32V264H36ZM75 263V264H76ZM78 264V263H77ZM120 264V263H119ZM142 264V263H141ZM150 264H155V263H150Z\"/></svg>",
  "mask_w": 264,
  "mask_h": 264
}]
</instances>
